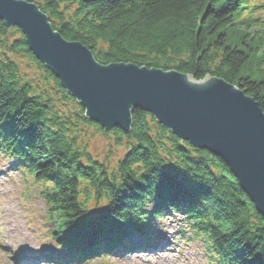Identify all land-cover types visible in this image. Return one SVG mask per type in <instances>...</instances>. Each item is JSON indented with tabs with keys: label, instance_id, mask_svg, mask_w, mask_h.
<instances>
[{
	"label": "trees",
	"instance_id": "16d2710c",
	"mask_svg": "<svg viewBox=\"0 0 264 264\" xmlns=\"http://www.w3.org/2000/svg\"><path fill=\"white\" fill-rule=\"evenodd\" d=\"M26 1L99 63L215 76L264 112V17L251 0ZM131 118L128 133L86 119L21 31L0 20V155L38 186L63 254L55 264L147 249L126 239L149 240L177 215L178 233L200 243L209 264H264V217L226 162L141 109ZM95 135L107 139L104 161L90 152Z\"/></svg>",
	"mask_w": 264,
	"mask_h": 264
},
{
	"label": "water",
	"instance_id": "95a60500",
	"mask_svg": "<svg viewBox=\"0 0 264 264\" xmlns=\"http://www.w3.org/2000/svg\"><path fill=\"white\" fill-rule=\"evenodd\" d=\"M0 20L21 31L86 119L128 133L134 109L149 113L180 140L221 157L264 217V112L238 86L132 62L99 63L80 42L62 39L39 6L26 0H0Z\"/></svg>",
	"mask_w": 264,
	"mask_h": 264
},
{
	"label": "rangeland",
	"instance_id": "374dc122",
	"mask_svg": "<svg viewBox=\"0 0 264 264\" xmlns=\"http://www.w3.org/2000/svg\"><path fill=\"white\" fill-rule=\"evenodd\" d=\"M251 3L258 5L252 15L264 17V0H251ZM90 142V152L106 160V137L95 135ZM180 219L179 215L163 219L157 232L149 234L148 242L139 236L129 237L132 243L147 242L151 247L156 246L152 252H119L76 264L100 263L105 259H108L105 264H209L200 243L178 233ZM55 226L56 222L48 219L38 186L12 160L0 155V264H52V259L62 254L50 238ZM87 229H81L79 234L86 233Z\"/></svg>",
	"mask_w": 264,
	"mask_h": 264
},
{
	"label": "bare ground",
	"instance_id": "6f19581e",
	"mask_svg": "<svg viewBox=\"0 0 264 264\" xmlns=\"http://www.w3.org/2000/svg\"><path fill=\"white\" fill-rule=\"evenodd\" d=\"M4 240H5V239H4ZM4 243H5L6 245H8V244H9V243L7 244V242H6V241H4ZM9 246H10V244H9Z\"/></svg>",
	"mask_w": 264,
	"mask_h": 264
}]
</instances>
